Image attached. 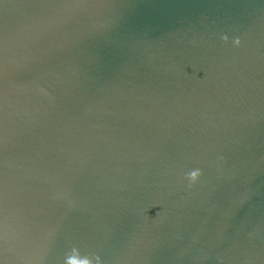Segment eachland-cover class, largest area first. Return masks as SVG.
I'll list each match as a JSON object with an SVG mask.
<instances>
[{
	"label": "water",
	"instance_id": "water-1",
	"mask_svg": "<svg viewBox=\"0 0 264 264\" xmlns=\"http://www.w3.org/2000/svg\"><path fill=\"white\" fill-rule=\"evenodd\" d=\"M0 264H264V0H0Z\"/></svg>",
	"mask_w": 264,
	"mask_h": 264
}]
</instances>
